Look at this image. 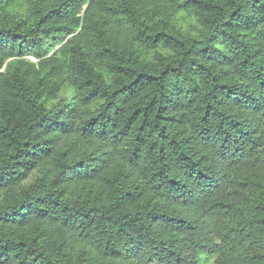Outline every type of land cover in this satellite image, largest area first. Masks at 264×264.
<instances>
[{
  "label": "trees",
  "instance_id": "obj_1",
  "mask_svg": "<svg viewBox=\"0 0 264 264\" xmlns=\"http://www.w3.org/2000/svg\"><path fill=\"white\" fill-rule=\"evenodd\" d=\"M0 264H264V0H0Z\"/></svg>",
  "mask_w": 264,
  "mask_h": 264
},
{
  "label": "rangeland",
  "instance_id": "obj_2",
  "mask_svg": "<svg viewBox=\"0 0 264 264\" xmlns=\"http://www.w3.org/2000/svg\"><path fill=\"white\" fill-rule=\"evenodd\" d=\"M180 19V24L182 25L183 28H185L186 30H191V24L194 22L191 19H188L187 17H184V15H180L178 17ZM68 91H63L60 95L59 98L63 99L68 95Z\"/></svg>",
  "mask_w": 264,
  "mask_h": 264
}]
</instances>
